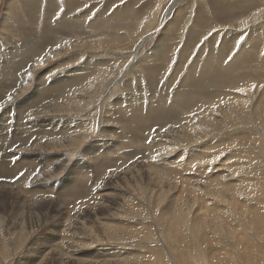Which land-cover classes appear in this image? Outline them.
I'll return each mask as SVG.
<instances>
[{
	"label": "rangeland",
	"instance_id": "rangeland-1",
	"mask_svg": "<svg viewBox=\"0 0 264 264\" xmlns=\"http://www.w3.org/2000/svg\"><path fill=\"white\" fill-rule=\"evenodd\" d=\"M67 4L0 0V264H264V0Z\"/></svg>",
	"mask_w": 264,
	"mask_h": 264
},
{
	"label": "bare ground",
	"instance_id": "bare-ground-1",
	"mask_svg": "<svg viewBox=\"0 0 264 264\" xmlns=\"http://www.w3.org/2000/svg\"><path fill=\"white\" fill-rule=\"evenodd\" d=\"M48 1H49V0H48ZM51 1H53V0H51ZM67 1H68L67 7H68L69 9L72 7V9H73V6L70 5V2H74L75 0H67ZM231 1H232V0H231ZM35 2H36V1H35ZM48 3H49V2H48ZM34 4H35V3H34ZM49 4H50V3H49ZM51 4H52V3H51ZM45 5H46V4H45ZM72 5H73V4H72ZM169 5H170V4H169ZM224 5H225V4H224ZM77 6H78V5H77ZM171 6H172V4H171ZM6 7H7V6H6ZM9 7H10V6H9ZM54 7H55V6H54ZM57 7H58V6H57ZM223 7H224V6H223ZM123 8H124V7H123ZM232 9H233V8H232ZM18 10H19V9H18ZM28 10H29V9H28ZM32 10H33V9H32ZM216 10H217V9H216ZM9 11L11 12V10H9ZM26 11H27V10H26ZM67 11H68V10H67ZM168 11H169V10H168ZM219 11H220V10H219ZM169 12H170V11H169ZM13 13H14V12H13ZM12 15H13V14H12ZM8 16H9V15H8ZM74 16H75V15H74ZM74 16H73V18H75ZM97 16H98V15H97ZM99 17H101V16H99ZM76 18H77V17H76ZM18 19H19V18H18ZM13 20H14V19H13ZM17 21H18V20H17ZM19 21H20V20H19ZM58 21H60V20H58ZM119 21H120V20H119ZM97 22H98V21H97ZM122 22H123V21H122ZM5 24H6V21L4 20L3 23H2V25H1L0 27L2 28L3 26H5ZM63 24H66V25H65V27H66V26H68L70 23L65 22V21L62 20V21L58 22V27L62 28V27H63V26H62ZM73 24H74V23H73ZM99 24H101L100 21H99ZM116 24H117V23H116ZM97 25H98V24H97ZM10 26H11V25H10ZM71 26H73V25H71ZM101 26H102V25H101ZM112 26H113V24H112ZM32 27H33V26H32ZM52 27H53V26H52ZM98 27H99V26H97V28H98ZM1 28H0V29H1ZM48 28L51 29V27H48ZM99 28H100V27H99ZM7 29H8V28H7ZM14 29H15V28H14ZM50 29H49V31H50ZM111 29H112V27H111ZM17 30H18V29H17ZM62 30H63V29H62ZM66 30H67V29H66ZM14 31H15V30H14ZM45 31H46V30H45ZM69 31H70V30H69ZM2 32H3V31H2ZM16 32H18V31H16ZM79 32H80V31H79ZM213 32H214V31H213ZM5 33H6V32H5ZM22 33H23V32H21V34H22ZM54 33H55V31L52 30L50 34L54 35ZM2 34H3V33H2ZM60 34H61V33H60ZM60 34H59V35H60ZM5 35H6V34H5ZM32 35H33V34H32ZM38 35H40V34H38ZM40 36H41V35H40ZM38 37H39V36H38ZM44 37H45V36H44ZM47 37H48V36H47ZM20 38H21V37H20ZM50 38H52V37H48L47 39L49 40ZM97 38H98V37H97ZM23 39H24V38H23ZM34 39H35V38H34ZM47 42H48V41H46L45 43H47ZM16 45H17V44H16ZM40 45H41V44H40ZM47 45H48V44H47ZM33 46H34V45H33ZM14 48H15V47H14ZM22 48H23V47H22ZM36 48H37V47H36ZM36 48H35V49H36ZM15 49H16V48H15ZM36 51H37V50H36ZM43 51H44V50H43ZM38 52H39V51H38ZM38 52H37V53H38ZM38 54H39V53H38ZM139 59H140V58H139ZM206 59L208 60V58H206ZM233 59H234V57H233ZM12 60H14V59H12ZM31 60H32V59H31ZM152 60H153V59H152ZM207 60H205V63L207 62ZM19 61H20V60H19ZM27 61H28V60H27ZM12 62H13V61H12ZM213 62H215V61H213ZM7 63H11V62H8V61H7V62L5 63V61H4V64H1V66L3 67V68H1L2 70L4 69L5 65H8ZM12 64H14V63H12ZM17 64H18V62H17ZM25 64H26V63H25ZM18 65H19V64H18ZM212 65H213V63H212ZM14 66H15V65H14ZM14 66H13V68H14ZM210 66H211V65H210ZM9 67H10V66H9ZM22 67H23V66H22ZM52 67H53V66H52ZM13 68H9V69H10V70H13ZM20 68H21V66H20ZM7 69H8V68H7ZM48 69H49V68H48ZM207 69H208V68H207ZM49 70H50V69H49ZM209 70H210V69H209ZM3 71H4V70H3ZM58 72H59V71H58ZM61 72H62V71H61ZM9 73H10V72H9ZM199 73H200V72H199ZM232 73H233V72H232ZM7 74H8V70H5V72H3V76H4V75H7ZM203 74L205 75V72H204ZM235 74H236V73H235ZM213 75H214V74H213ZM215 75H216V74H215ZM190 76H191V75H190ZM237 76H238V75H237ZM239 76H240V75H239ZM204 77H205V76H204ZM227 77H228V76H227ZM205 78H206V77H205ZM235 78H236V77H235ZM237 78H238V77H237ZM210 79H211V78H210ZM211 81H212V80H211ZM211 81H210V82H211ZM213 82H214V81H213ZM39 84H40V83H39ZM212 84H213V83H212ZM74 85H75V84H74ZM206 85H208V84H206ZM202 86H203V85H202ZM210 86H211V85H210ZM210 86H207V87H210ZM217 86H218V85H217ZM234 86H235V85H234ZM59 87H60V86H59ZM218 87H219V86H218ZM232 87H233V86H232ZM66 88H67V87H66ZM69 88H70V87H69ZM211 88H213V87H211ZM230 88H231V87H230ZM198 89H199V88H198ZM200 89H201V88H200ZM200 89H199V90H200ZM202 90H203V89H202ZM37 91H38V90H37ZM37 91H36V92H37ZM52 91H53V90H52ZM151 92H152V91H151ZM200 92H201V91H200ZM202 92H203V91H202ZM212 92H213V91H212ZM33 94H34V93H33ZM175 94H176V93H175ZM178 94H183V93H177V95H178ZM200 94H201V93H200ZM150 95H151V94H150ZM177 95H176V96H177ZM201 95H202V94H201ZM183 96H184V95H183ZM183 96H182V97H183ZM190 96H191V95H190ZM198 96H199V95H198ZM177 97H178V98H176L175 96L173 97V104H174V103L177 104L180 100H183V98L180 99L179 96H177ZM33 98H34V97H33ZM35 98H36V97H35ZM179 99H180V100H179ZM192 99H193V97H192ZM48 101H49V100H48ZM161 101H162V100H161ZM45 102H46V101H45ZM189 102H190V101H189ZM46 103H47V102H46ZM46 103H45V104H46ZM160 103H161V102H160ZM160 103H159V104H160ZM162 103H163V102H162ZM150 104H151V103H150ZM159 104H158V105H159ZM173 104H172V105H173ZM187 104H188V103H187ZM47 105H48V103H47ZM109 105H110V104H109ZM185 105H186V104H185ZM40 106H41V105H40ZM155 106H156V105H155ZM174 106H176V105H174ZM187 106H188V105H187ZM156 107H157V106H156ZM159 107H160V106H159ZM178 107H179V106H178ZM180 107H182V106H180ZM180 107H179V108H180ZM160 108H162V106H161ZM172 108H173V107H172ZM174 108H175V107H174ZM174 108H173V109H174ZM183 108H184V107H183ZM146 109H147V108H146ZM156 109H157V108H156ZM176 109L178 110V108H176ZM163 110H165V109H163ZM185 110H186V109H185ZM48 111H49V110H48ZM141 111H142V110H141ZM159 111H160V110H159ZM109 112H110V110H109ZM122 112H123V111H122ZM161 112H162V109H161L160 113H161ZM181 112H182V111H181ZM149 113H151V111L148 110L147 115H148ZM154 114H155V113H154ZM167 114H168V112H167ZM150 115H151V114H150ZM155 115H156V114H155ZM170 115H171V114H170ZM161 116H162V115H161ZM166 116H167V115H166ZM173 116H174V115H173ZM153 117H154V116H153ZM170 117H171V116H170ZM108 123H109V122H108ZM108 123H107V124H108ZM104 125H105V124H104ZM41 129H42V128H41ZM112 129H113V128H112ZM43 130H44V128H43ZM40 132H41V131H40ZM38 133H39V132H38ZM64 133H65V132H64ZM49 134H51V133H49ZM234 135H235V134H234ZM219 136H220V135H219ZM131 137H132V136H131ZM39 138H40V137H39ZM133 139H134V138H133ZM53 140H54V139H53ZM127 141H129V140H127ZM37 143H38V142H37ZM33 144H34V143H33ZM38 144H39V143H38ZM120 144H121V143H120ZM9 145H10V144H9ZM89 145H90V144H89ZM56 146H57V145H56ZM117 146H118V145H117ZM17 150H18V149H17ZM97 152H98V151H97ZM116 152H117V151H116ZM117 153H118V152H117ZM117 153H116V154H117ZM92 154L95 155L96 153L93 151ZM92 154H91V155H92ZM107 154H108V153H107ZM97 155H98V154H97ZM6 156H7V155H6ZM90 157H91V156H90ZM102 157H103V156H102ZM92 158H93V157H92ZM86 159H87V158H86ZM88 161H89V160H88ZM101 161H102V160H101ZM22 163H23V161H22ZM24 163H26V162H24ZM99 163H100V162H99ZM5 164H6V163H5ZM3 165H4V164H3ZM16 165H17V164H16ZM94 165H95V164H94ZM0 166H1V165H0ZM14 169H15V168H14ZM11 171L14 172V170H11ZM12 174H13V173H12ZM12 174L9 175V176H13ZM2 175H3V174H2ZM82 175H83V174H82ZM3 176H5V175H3ZM82 177H83V176H82ZM71 182H72V181H71ZM13 183H14V182H13ZM75 184H76V183H75ZM76 185H77V184H76ZM7 187H9V185H7ZM50 187H51V186H50ZM62 187H63V186H62ZM80 187H81V186H80ZM84 187H85V186H84ZM10 188H11V187H10ZM9 190H11V189H9ZM79 190H80V189H79ZM83 190H84V189H83ZM104 191H105V190H104ZM195 191H196V190H195ZM76 195H77V194H76ZM87 195H88V194H87ZM66 196H67V195H66ZM66 196H65V198H66ZM79 197H80V196H79ZM62 198H63V197H62ZM229 199H230V198H229ZM67 201H68V200H67ZM49 205H50V204H49Z\"/></svg>",
	"mask_w": 264,
	"mask_h": 264
},
{
	"label": "snow or ice",
	"instance_id": "snow-or-ice-1",
	"mask_svg": "<svg viewBox=\"0 0 264 264\" xmlns=\"http://www.w3.org/2000/svg\"><path fill=\"white\" fill-rule=\"evenodd\" d=\"M253 88H255V85H253Z\"/></svg>",
	"mask_w": 264,
	"mask_h": 264
}]
</instances>
